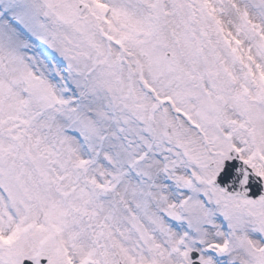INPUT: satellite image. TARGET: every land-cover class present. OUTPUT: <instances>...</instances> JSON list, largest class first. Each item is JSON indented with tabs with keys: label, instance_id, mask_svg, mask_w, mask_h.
I'll return each mask as SVG.
<instances>
[{
	"label": "snow or ice",
	"instance_id": "snow-or-ice-1",
	"mask_svg": "<svg viewBox=\"0 0 264 264\" xmlns=\"http://www.w3.org/2000/svg\"><path fill=\"white\" fill-rule=\"evenodd\" d=\"M0 264H264V0H0Z\"/></svg>",
	"mask_w": 264,
	"mask_h": 264
}]
</instances>
